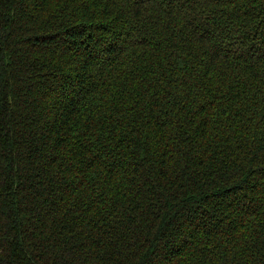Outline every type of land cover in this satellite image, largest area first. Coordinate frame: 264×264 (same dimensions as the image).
I'll return each instance as SVG.
<instances>
[{"label": "trees", "instance_id": "16d2710c", "mask_svg": "<svg viewBox=\"0 0 264 264\" xmlns=\"http://www.w3.org/2000/svg\"><path fill=\"white\" fill-rule=\"evenodd\" d=\"M0 264H264V0H0Z\"/></svg>", "mask_w": 264, "mask_h": 264}]
</instances>
